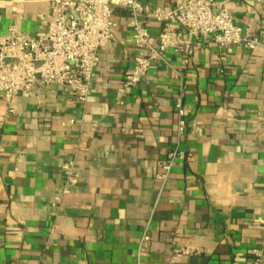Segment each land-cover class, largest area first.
Instances as JSON below:
<instances>
[{"label":"crops","instance_id":"1","mask_svg":"<svg viewBox=\"0 0 264 264\" xmlns=\"http://www.w3.org/2000/svg\"><path fill=\"white\" fill-rule=\"evenodd\" d=\"M216 1L264 40L255 0ZM48 13L45 0H0V35L11 25L42 34ZM113 17L85 105L56 85L19 96L12 115L0 99V264H246L251 250L264 251V47L218 49L206 37L188 64L168 50L117 97L134 48L127 11ZM143 22L158 34L150 13ZM180 85L187 115L178 140ZM174 149L190 160L174 159L161 184ZM69 160L78 182L54 208ZM184 246L198 253L175 257Z\"/></svg>","mask_w":264,"mask_h":264},{"label":"built area","instance_id":"2","mask_svg":"<svg viewBox=\"0 0 264 264\" xmlns=\"http://www.w3.org/2000/svg\"><path fill=\"white\" fill-rule=\"evenodd\" d=\"M255 2L264 9V0ZM45 3L49 13L42 34L26 35L11 25L0 35V99L7 114H15L17 98L30 96L36 86H60L72 100L85 105L98 64V52L114 39L116 7L128 13L129 42L134 48L132 65L123 72L117 97L125 89L137 86L155 62L163 61L168 50L179 56L183 64H188L206 37L218 49L242 46L252 51L264 47V40L243 30L234 22L224 2L216 0H175L172 5L153 8L137 0H45ZM148 13L159 24L156 36L144 25L143 17ZM173 109L176 138L180 140L185 133L187 115L181 85L174 96ZM176 158L190 160V155L177 149L170 151L162 163L161 173L156 176L161 184ZM61 171L63 185L53 198L54 208H58L78 182L73 161L64 162ZM149 239L144 232L138 244L139 255L144 254ZM195 253L198 250L188 246L174 250L175 257ZM246 264H264V251L251 250Z\"/></svg>","mask_w":264,"mask_h":264}]
</instances>
